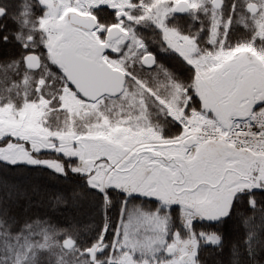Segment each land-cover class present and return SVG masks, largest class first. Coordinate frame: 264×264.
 <instances>
[{"label":"rangeland","instance_id":"1","mask_svg":"<svg viewBox=\"0 0 264 264\" xmlns=\"http://www.w3.org/2000/svg\"><path fill=\"white\" fill-rule=\"evenodd\" d=\"M207 1L191 0L190 3L196 8ZM40 4L46 6L45 12L35 16ZM78 5V0H37L35 13L29 4L22 6L20 24L29 25L35 34L42 32L47 50L43 59L56 66L63 76L61 86L49 90L50 94L53 91L52 99L43 93L47 88L45 79L50 78L55 84L56 77L46 68L45 75L34 79L31 71L24 73L22 102L15 103L17 100L12 98L7 103L0 100V141L6 143L0 147V161L39 164L63 174L62 163L48 156L35 157L51 152L73 160L71 171L87 176L89 185L101 191L106 202L108 189L159 201L151 212L140 206L123 210L113 240L108 243L100 236L96 241L105 246L104 254L95 259L100 264H182L185 255L192 256V264H201L200 250L219 245L221 237L198 230L194 223L205 220L208 211L225 194L238 195L250 192L251 188L264 190V158L239 153L221 141L230 116L256 113L255 106L251 107L255 104L246 109L245 96L250 85L259 80L264 82V52L250 44L222 50L220 26L226 30L229 21H223L220 13L213 12L215 46L209 63L204 56L195 55L198 51L192 40L179 37L178 42L183 41L179 47L172 40L176 48L172 47L181 54L196 56L193 92L201 102L200 108L195 103L192 108L187 87L174 84L170 78L164 85L162 77L160 80L151 76L154 78L151 79L140 74L135 78L127 71L126 60L135 56L136 45L139 50L143 48L140 41L133 39L124 57L110 62L128 78L124 93L116 98L86 101L68 86L64 69L58 63L60 49L76 39L74 36L67 40L66 33L72 28L68 16L77 12ZM261 6L264 8V0ZM149 7L146 10L157 18V10ZM261 18L262 15L250 21L257 33L264 35ZM184 39L190 41V47ZM121 43V40L115 42L113 47ZM240 49L241 54L235 57ZM82 53L90 55L87 48ZM137 53L139 61L144 52ZM30 80L37 82L33 88H27ZM32 95L33 99H28ZM156 109L179 124L178 134L169 137L164 133L163 126L155 121ZM260 111L264 113V108ZM189 128L199 132L208 129L213 131V137H199V141L195 138L196 142L188 146L180 141L187 137ZM116 147L125 150L122 158H118ZM250 199L253 204L254 199ZM174 207L179 211L174 212ZM173 213L180 214L179 224ZM2 229L0 226V264H94L85 254L86 249L78 244L69 251L64 250L62 242L67 237L61 240L45 230L39 241H28L21 236L12 243L4 238ZM106 229L107 226L103 232ZM169 247L175 249L171 258L166 256Z\"/></svg>","mask_w":264,"mask_h":264},{"label":"trees","instance_id":"2","mask_svg":"<svg viewBox=\"0 0 264 264\" xmlns=\"http://www.w3.org/2000/svg\"><path fill=\"white\" fill-rule=\"evenodd\" d=\"M27 3L35 13L36 2L28 0ZM21 6L24 5L20 0H0V8L6 10V16L0 18V100L2 103H7L11 98L16 99L18 102L15 103L18 104L24 100L25 88L22 80L24 73L28 70L24 65L26 51L23 50L21 38L28 35V28L19 22ZM39 55L42 58L44 56V54ZM46 68L51 69L56 77L55 84H52L50 78L45 79L47 88L43 93L47 99H52L53 91L50 94L49 90L57 85L61 86L63 74L60 70L43 59V66L38 71L29 73L34 79L45 75ZM141 70V75L153 78L148 70ZM179 72L185 75L189 73L185 70ZM184 81L191 96V106L195 103L200 108L201 102L186 85L187 79ZM36 84V80H30L27 88H33ZM36 90H32L34 95ZM28 99H33V95ZM52 107L55 108V103ZM154 118L155 121L160 122L159 125L163 126L167 136H175L179 133L180 126L173 118L163 116L159 112ZM4 144L6 143L0 141V147ZM47 156L62 163L65 172L60 174L39 164H11L0 161V226L3 227L4 238L12 243L21 236H25L28 241H39L43 232L47 230L58 235L61 240L66 237L73 238L81 248L87 250L100 239V236H103L104 241L108 243L113 240L123 210L140 206L151 212L159 205L156 199L130 197L117 189L107 190L106 202L105 195L89 185L87 176L71 171L73 160L60 155L56 156L51 152L35 155L36 158H47ZM250 198L254 199L253 204ZM174 210L177 212L179 208L174 207ZM175 214V222L179 224L180 214ZM105 217H107L106 220ZM194 225L198 230L214 232L221 237L219 245H208L200 250L201 264H264L263 189L251 188L250 192L235 195L230 204V211L224 218L212 222L205 219L195 222ZM106 226L107 229L103 232Z\"/></svg>","mask_w":264,"mask_h":264},{"label":"flooded vegetation","instance_id":"3","mask_svg":"<svg viewBox=\"0 0 264 264\" xmlns=\"http://www.w3.org/2000/svg\"><path fill=\"white\" fill-rule=\"evenodd\" d=\"M20 1L25 7L27 6L28 0ZM190 1L78 0L77 12H71L68 16L69 25L72 28H69L66 33L67 40L74 36L76 39H72V42L68 43L67 46H63L60 53L63 48L71 47L77 55L93 59L97 64L105 63L112 67L110 62L123 58L127 53V48L132 43L131 40H137L142 43V50H139L140 48L137 47L138 45L135 42L134 45L140 53H144L139 61L136 59L138 51L135 56L126 60L127 71L132 72V75L136 78L140 76L141 69H146L154 78H160L161 80L162 77L165 80L164 85L169 83L167 78H170L174 84L178 83L185 87L184 80L187 79L186 85L193 91L197 76L195 57L201 58L204 56L208 63L212 59L215 46L213 41L215 38L213 12L220 13V18L223 21H229L226 30L223 26H220L222 50L233 48L235 50L236 47L250 44L261 48L264 52V35L258 34L256 26L250 21L261 15V19H264V8L261 6V0H209L196 8L191 5ZM35 2L37 3V0ZM39 7L40 10L35 16H42L45 12L46 6L40 4ZM146 7H154L157 10V18H153ZM20 8L22 9V6ZM0 10H4V15H0V18H4L6 10L4 8H0ZM72 14L85 18L86 24H73L70 19ZM154 19L156 23L153 21ZM25 27L28 28V35L22 37L20 34L24 45L23 50L26 51L25 57L29 54L39 56L42 67L43 58L39 54H44L47 51L44 45V35L42 32L39 33L40 35L33 33L34 30L29 25H25ZM179 37L192 40L198 54L191 57L187 53L183 55V53L181 54L174 49L172 46L176 48V45L172 40L177 41V47L183 44V41L178 42ZM186 39H184L186 41L185 45L188 46L190 41ZM120 40L123 44L113 47V44ZM120 47L122 48L119 49ZM85 48H87V53H90V55L82 53ZM35 49L40 51H35ZM241 51V49L236 51L235 57L241 54ZM146 56H152L153 60L148 59L144 63ZM184 70L189 71V73L185 75L179 72ZM263 88L264 82L260 80L251 85L245 96L246 105L255 102L264 103ZM251 89L254 90L250 95ZM103 247L105 252V246ZM97 256L99 255L96 254L95 257Z\"/></svg>","mask_w":264,"mask_h":264},{"label":"water","instance_id":"4","mask_svg":"<svg viewBox=\"0 0 264 264\" xmlns=\"http://www.w3.org/2000/svg\"><path fill=\"white\" fill-rule=\"evenodd\" d=\"M0 15H4V10H0ZM70 19L75 25L86 24V19L77 14H72ZM148 59L151 61L153 60L152 56H146L144 63ZM58 63L64 68L68 86L83 100L97 102L104 97L116 98L124 93L127 76L123 71L112 68L105 63L97 64L93 59L91 60L77 55L71 47L62 49ZM24 64L28 71H38L41 67V60L39 56L29 54L24 58ZM253 90L254 89L250 90V95ZM194 143L195 140L193 139L186 140L188 146ZM116 152L118 158H122L123 154H125V150H121L118 147H116ZM132 156L133 154L130 155L129 159ZM234 197V194L223 195L218 205L208 211L206 219L212 222L224 218L230 211V204L234 200ZM75 246L76 241L73 238H66L62 242V248L67 251L73 249ZM103 253L104 247L100 246L98 243H95L91 248L85 251V254L90 257V261L94 264H100V262L95 260V255L97 254L100 256ZM174 254L175 249L173 247H169L166 250L167 257L171 258ZM181 262L182 264H192L193 258L190 255H185L181 259Z\"/></svg>","mask_w":264,"mask_h":264},{"label":"built area","instance_id":"5","mask_svg":"<svg viewBox=\"0 0 264 264\" xmlns=\"http://www.w3.org/2000/svg\"><path fill=\"white\" fill-rule=\"evenodd\" d=\"M261 109L245 117H231L227 132L222 139L223 142L240 153L264 158V113L260 111ZM212 134L213 131L207 129L199 132V130L189 128L187 136L196 139L211 138Z\"/></svg>","mask_w":264,"mask_h":264},{"label":"crops","instance_id":"6","mask_svg":"<svg viewBox=\"0 0 264 264\" xmlns=\"http://www.w3.org/2000/svg\"><path fill=\"white\" fill-rule=\"evenodd\" d=\"M254 84V83H253ZM252 84V85H253ZM251 86V85H250ZM253 106H255V107H253ZM258 106V107H257ZM247 107H249V106H246V109H247ZM251 107H253V109H258V108H260L261 109V107H264V105H260V104H256V105H252ZM245 108V107H244ZM247 156H250V157H253V158H257L256 156H251V155H247Z\"/></svg>","mask_w":264,"mask_h":264}]
</instances>
